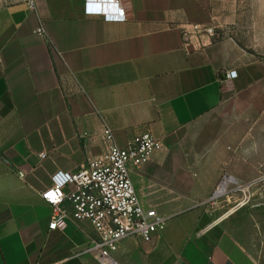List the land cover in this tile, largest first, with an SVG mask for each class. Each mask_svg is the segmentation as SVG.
Segmentation results:
<instances>
[{
    "label": "crops",
    "instance_id": "0c3cea01",
    "mask_svg": "<svg viewBox=\"0 0 264 264\" xmlns=\"http://www.w3.org/2000/svg\"><path fill=\"white\" fill-rule=\"evenodd\" d=\"M121 2L127 18L106 21L86 0H0V264H100L77 255L92 227L50 229L40 191L104 153L107 125L119 145L160 140L132 176L168 217L152 241L123 240L119 264H260L240 230L249 202L231 209L264 173V0ZM213 115L201 149L162 148ZM225 175L234 190L213 197Z\"/></svg>",
    "mask_w": 264,
    "mask_h": 264
},
{
    "label": "built area",
    "instance_id": "2783aa9c",
    "mask_svg": "<svg viewBox=\"0 0 264 264\" xmlns=\"http://www.w3.org/2000/svg\"><path fill=\"white\" fill-rule=\"evenodd\" d=\"M85 12L106 21H123L127 12L121 0H86ZM197 33L218 36L215 29L194 25ZM186 35V34H185ZM235 70L225 77L233 79ZM106 151L89 159L75 170H57L52 184L40 191V196L53 208L50 229L64 220L79 227L89 224L94 235L89 236L77 255H92L100 264H119L116 253L121 242L130 237L152 241L154 235L166 227L168 217L141 200L132 173L150 161L160 140L151 131L134 137L126 145H119L115 132L107 125L103 130ZM46 157L45 153L41 154ZM234 190L227 175L223 177L213 197ZM51 194V195H50Z\"/></svg>",
    "mask_w": 264,
    "mask_h": 264
},
{
    "label": "rangeland",
    "instance_id": "374dc122",
    "mask_svg": "<svg viewBox=\"0 0 264 264\" xmlns=\"http://www.w3.org/2000/svg\"><path fill=\"white\" fill-rule=\"evenodd\" d=\"M217 117H219V115H213L210 121L195 124V126L190 129L173 137L162 148L181 150L201 149L202 146L205 145V143L202 142L201 128L204 130L203 126L205 127L211 124V129L215 130ZM259 144L264 145V142H259ZM260 160L264 164V158ZM257 176V181L251 188L249 200L244 199L245 194L243 192H239V197L243 198L240 203L245 201L246 204L248 202L249 204L246 208L242 209L238 215L239 218L243 220L240 225L241 232L243 235L248 236L247 239H249V242L254 243L252 248L258 256L261 262L260 264H264V173H258ZM237 204L231 210H234L239 205Z\"/></svg>",
    "mask_w": 264,
    "mask_h": 264
},
{
    "label": "bare ground",
    "instance_id": "6f19581e",
    "mask_svg": "<svg viewBox=\"0 0 264 264\" xmlns=\"http://www.w3.org/2000/svg\"><path fill=\"white\" fill-rule=\"evenodd\" d=\"M247 188H248V187H247ZM246 191H247V190H246ZM238 204H239V205H238ZM238 204H237L238 206L234 209V211L237 210V209H239V207L245 205L246 202H245V201H242L241 203L239 202Z\"/></svg>",
    "mask_w": 264,
    "mask_h": 264
},
{
    "label": "snow or ice",
    "instance_id": "6c2138e0",
    "mask_svg": "<svg viewBox=\"0 0 264 264\" xmlns=\"http://www.w3.org/2000/svg\"><path fill=\"white\" fill-rule=\"evenodd\" d=\"M51 195V194H50Z\"/></svg>",
    "mask_w": 264,
    "mask_h": 264
}]
</instances>
